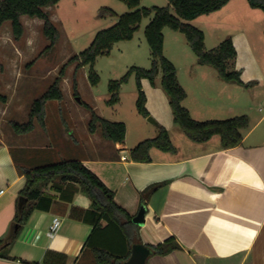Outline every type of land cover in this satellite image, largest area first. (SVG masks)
Listing matches in <instances>:
<instances>
[{
	"label": "crops",
	"instance_id": "1",
	"mask_svg": "<svg viewBox=\"0 0 264 264\" xmlns=\"http://www.w3.org/2000/svg\"><path fill=\"white\" fill-rule=\"evenodd\" d=\"M232 39L237 62L238 41L243 42L244 49H249V44L243 33ZM177 76L186 91L183 104L193 119L234 115L236 104L224 102L226 93L219 95L221 104H211L203 99L202 84L191 73L188 85L199 88L198 95L189 99L188 86L183 84L178 70ZM160 80L159 72L154 86L147 88L145 79L141 85L146 109L155 120L150 124L167 129L173 149L153 146L148 150V160L131 156L130 149L141 140L128 144L126 120L113 116L99 114L124 122L123 142L105 139L99 130L90 132L86 126L87 129L79 128L80 138L69 147L70 156L60 150V141L67 140L60 124L53 142L46 121L42 125L33 122V128L23 134L0 129V239L6 240L16 231L13 218L26 183L20 168L77 159L113 191L114 201L129 213L131 222L140 208L144 209L143 223L132 222L137 230L122 216L124 226L106 216L93 226L94 215L86 212L91 201L78 183L50 181L40 187V192L51 198V204L47 209L32 210L12 244L0 249V264H97L98 250L119 258V263L113 260L104 264H121L129 258L134 244L124 228L130 231L131 238L137 237L147 246L168 238L178 243V248L166 254L150 253L145 264H264V114L250 122L236 146L223 148L217 134L197 142L175 129ZM231 91L236 94L237 89ZM237 109L240 111L239 106ZM248 118L252 121L249 115ZM146 126L139 124L138 132L142 133ZM171 130L175 131L173 137ZM156 183L160 185L153 192L141 197L146 187ZM53 217H58L60 224L49 237L46 232Z\"/></svg>",
	"mask_w": 264,
	"mask_h": 264
},
{
	"label": "rangeland",
	"instance_id": "2",
	"mask_svg": "<svg viewBox=\"0 0 264 264\" xmlns=\"http://www.w3.org/2000/svg\"><path fill=\"white\" fill-rule=\"evenodd\" d=\"M167 4V0H141L139 7ZM44 9L49 12L59 33L52 47L46 48L49 40L42 33V19L21 15L23 33L18 39L12 34L9 20L0 26V129L11 131V122L27 121L33 100L48 88L63 64L84 50L99 30L115 24L120 14L134 10L129 9L121 0H59L55 5ZM103 9H110L115 15L102 13ZM150 18L142 20L132 39L115 42L108 54L97 56L93 65L99 75L97 85L89 82L88 64L77 70L76 62L65 66V74L60 82L62 98L47 99L44 103V122L48 123L51 141L57 137L55 131L58 124L62 125L65 132L67 140L60 141L63 154L70 156L69 147L80 138L79 128L87 129L89 111L79 100L90 105L98 115L126 120L128 144L157 136L158 127L154 128L147 121V117L152 115L144 117L137 111L134 74L122 84L118 102H107L110 96L109 80L120 78L132 66L150 68V50L144 37V27ZM192 24L204 32L206 51L215 48L226 37L237 39L240 33L247 36L249 49H244L243 42L238 41L239 58L237 62L236 58L230 62L228 70H239L242 81L248 85L221 80L216 68L198 62L182 33L164 27L163 54L175 64L183 84L188 86L189 99L198 95L199 87L188 85L189 74L194 73L197 81L202 84L203 99L211 104H221L223 100L218 99L219 95L226 93L227 99L224 102L228 105L236 104L232 116L249 115L252 119L250 121L248 118L249 124L258 119L264 114V11L250 7L247 0H229L220 9L201 15ZM73 81L76 82L78 97L73 95ZM145 81L149 88L150 83L147 79ZM142 89L144 90L143 87ZM193 89L195 93L191 91ZM232 89H237L236 94ZM224 118L229 117H222ZM36 121L34 119L33 122ZM141 123L148 128L139 133ZM261 126H264V122ZM175 127L180 129L177 125ZM153 128L156 129L155 133L152 132ZM174 132L171 130L172 137Z\"/></svg>",
	"mask_w": 264,
	"mask_h": 264
},
{
	"label": "trees",
	"instance_id": "3",
	"mask_svg": "<svg viewBox=\"0 0 264 264\" xmlns=\"http://www.w3.org/2000/svg\"><path fill=\"white\" fill-rule=\"evenodd\" d=\"M59 0H0V26L6 21H10L11 31L15 39L23 33L21 15L37 17L43 20L42 33L49 40L46 48L52 47L58 36V29L50 18L45 7L55 5ZM130 12L122 13L112 26L99 30L90 44L78 54L73 55L60 68L48 88L36 99L33 100L29 110L28 120L19 123L11 122L14 132L23 134L33 128V120H37L41 125L44 123V103L47 99H61L62 91L60 82L65 74V66L68 63L76 62L75 69L83 65H89L88 79L91 85H97L99 75L93 68L94 62L99 55H106L112 49L115 42L130 40L139 29L140 23L146 17H151L144 27V37L148 43L151 66L142 68L132 66L118 79H111L108 83L110 94L108 103L114 104L119 100V91L122 84L126 83L131 74L135 75L137 87V99L135 102L137 111L144 117L149 113L146 109V95L142 89L141 80L147 79L151 86L155 84V77L161 73V88L167 96L174 123L191 140L203 142L212 135L220 137L223 148L238 145L243 137V132L248 128L249 122L246 114L235 115L224 119L195 120L190 116L188 109L183 105L186 91L178 81L177 68L175 64L163 54L164 48V27L182 33L188 45L197 56L201 64H207L216 68L218 76L229 83H236L247 86L248 83L242 81L240 71L237 69L228 70L230 62L236 58L237 50L231 37L222 39L219 44L210 51L205 50L204 32L189 21L200 15L208 14L220 9L229 0H167L165 6L139 7L141 0H121ZM250 7L260 8L264 11V0H247ZM102 13L115 15L110 9H103ZM73 95L78 97L76 82L73 81ZM79 103L84 105L89 111L88 130L94 132L99 130L101 136L114 142H123L126 127L122 121H111L99 116L95 110L82 100ZM159 132L157 136L139 141L130 149V154L138 160H148V150L151 147H158L162 150H172L173 145L166 128L158 124ZM26 178L25 186L19 193L16 212L14 215V225L18 224V229L10 234L8 239H0V249L12 244L21 226H23L32 210L36 208L47 209L51 204V198L42 195L40 187L50 181H71L76 182L80 189L90 199V210L94 215L93 226L99 223L102 216H106L111 221L123 225L120 217H124L126 222L137 230V226L132 224L129 213L114 201V193L102 180L90 170L82 161L77 159H64L57 163L35 167L33 169L20 168ZM160 183L146 187L141 197L149 195ZM30 201L34 203L29 204ZM124 226V225H123ZM127 238L134 243H140L135 237L131 238L130 231L126 228ZM128 233V234H127ZM178 243L173 238H168L156 245L148 248L151 254H166L178 248ZM126 258H124L125 260ZM97 264L110 263L113 260L119 263L118 257L98 250L95 253ZM124 261L121 262L123 264Z\"/></svg>",
	"mask_w": 264,
	"mask_h": 264
},
{
	"label": "water",
	"instance_id": "4",
	"mask_svg": "<svg viewBox=\"0 0 264 264\" xmlns=\"http://www.w3.org/2000/svg\"><path fill=\"white\" fill-rule=\"evenodd\" d=\"M79 100V98H77ZM147 121L155 123V120L148 116ZM144 220V209L140 208L138 213L132 218V222L137 225H141ZM18 224L15 225V230L18 228ZM151 253L150 249L144 243H134L131 246V253L129 258L124 264H145L147 256Z\"/></svg>",
	"mask_w": 264,
	"mask_h": 264
},
{
	"label": "built area",
	"instance_id": "5",
	"mask_svg": "<svg viewBox=\"0 0 264 264\" xmlns=\"http://www.w3.org/2000/svg\"><path fill=\"white\" fill-rule=\"evenodd\" d=\"M3 192V189H0V193ZM59 224H60V220L58 217H53L52 220H51V223L49 224L48 226V229H47V236H52L58 229L59 227Z\"/></svg>",
	"mask_w": 264,
	"mask_h": 264
}]
</instances>
